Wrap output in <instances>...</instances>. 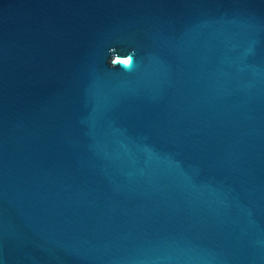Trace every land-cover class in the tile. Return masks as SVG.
Returning a JSON list of instances; mask_svg holds the SVG:
<instances>
[{"label": "water", "instance_id": "obj_1", "mask_svg": "<svg viewBox=\"0 0 264 264\" xmlns=\"http://www.w3.org/2000/svg\"><path fill=\"white\" fill-rule=\"evenodd\" d=\"M0 264H264V0H0Z\"/></svg>", "mask_w": 264, "mask_h": 264}, {"label": "clouds", "instance_id": "obj_2", "mask_svg": "<svg viewBox=\"0 0 264 264\" xmlns=\"http://www.w3.org/2000/svg\"><path fill=\"white\" fill-rule=\"evenodd\" d=\"M110 64L115 67L116 65H121L124 68H131L133 65V57L132 55H125V56H113Z\"/></svg>", "mask_w": 264, "mask_h": 264}]
</instances>
